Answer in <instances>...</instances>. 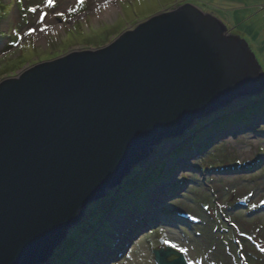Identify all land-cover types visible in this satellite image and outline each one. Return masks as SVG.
Here are the masks:
<instances>
[{
  "label": "water",
  "instance_id": "water-1",
  "mask_svg": "<svg viewBox=\"0 0 264 264\" xmlns=\"http://www.w3.org/2000/svg\"><path fill=\"white\" fill-rule=\"evenodd\" d=\"M263 90L246 41L193 5L2 81L0 264H51L88 207L155 148ZM154 256L188 264L172 250Z\"/></svg>",
  "mask_w": 264,
  "mask_h": 264
},
{
  "label": "rangeland",
  "instance_id": "rangeland-1",
  "mask_svg": "<svg viewBox=\"0 0 264 264\" xmlns=\"http://www.w3.org/2000/svg\"><path fill=\"white\" fill-rule=\"evenodd\" d=\"M108 2L84 0L77 7L78 0H55L48 8L45 0H0V83L40 63L105 48L152 17L185 5L217 18L231 36L246 41L264 72V0H118L116 11L105 15ZM37 5L35 14L27 11ZM41 11L47 13L42 23ZM13 23L22 35L36 31L17 42ZM262 200L264 90L197 123L183 139L155 148L122 188L88 207L51 264H156L161 238L186 248L195 264H264V251L254 247L257 242L264 249ZM175 214L195 221L174 219Z\"/></svg>",
  "mask_w": 264,
  "mask_h": 264
},
{
  "label": "snow or ice",
  "instance_id": "snow-or-ice-1",
  "mask_svg": "<svg viewBox=\"0 0 264 264\" xmlns=\"http://www.w3.org/2000/svg\"><path fill=\"white\" fill-rule=\"evenodd\" d=\"M83 2H84V0H78L77 7H79V5H81V4H83ZM54 6H55V0H45L44 7L52 8ZM39 7H40L39 5L33 6V7H29L27 9V11L35 13L37 11V8H39ZM74 11H76V8H69L68 9L69 13H72ZM46 15H47L46 12L41 11L39 22L42 23L43 20H44V17ZM55 15L66 18L64 12H57V13H55ZM46 27L47 26H45L44 28H41L40 31H44ZM35 31H36V29H34V28L28 29L26 32H24L23 35H25V36L32 35ZM17 36L19 37L20 34L17 33ZM20 38H22V37H20ZM260 203L264 204V200H262ZM256 206L257 205H255V204L252 205L253 208H255ZM165 243L168 244L169 242L165 241ZM170 246L173 247V248H177L178 247L176 244H171ZM261 250L264 251V249H261ZM179 251H181V252L186 254L188 250L186 248H179ZM188 264H195V262L193 260H189Z\"/></svg>",
  "mask_w": 264,
  "mask_h": 264
},
{
  "label": "bare ground",
  "instance_id": "bare-ground-1",
  "mask_svg": "<svg viewBox=\"0 0 264 264\" xmlns=\"http://www.w3.org/2000/svg\"><path fill=\"white\" fill-rule=\"evenodd\" d=\"M71 1H73V0H71ZM118 0H109V2H108V6H106L105 8H106V12H104V14L105 15H110V13H113V12H115L116 11V9L118 8ZM221 4L224 6V5H226V6H231V3H229V2H221V1H216L215 3H214V5H220L221 6ZM222 6V7H223ZM54 24H57L58 23V21H56V20H54V22H53ZM61 29L63 28V26L62 27H60ZM21 36V35H20ZM38 36L39 37H43L44 35H41L40 33L38 34ZM22 37V36H21ZM22 39H23V37H22ZM21 39V40H22ZM169 261H170V259H169Z\"/></svg>",
  "mask_w": 264,
  "mask_h": 264
},
{
  "label": "clouds",
  "instance_id": "clouds-1",
  "mask_svg": "<svg viewBox=\"0 0 264 264\" xmlns=\"http://www.w3.org/2000/svg\"><path fill=\"white\" fill-rule=\"evenodd\" d=\"M201 167V170H202V165L200 166ZM172 218H174V219H176L175 217H172ZM223 220H224V222L225 223H227V224H229L230 225V221L231 220H228V218L227 217H223ZM185 222V221H184ZM230 226H232L233 228H234V230L237 232L238 230H239V227L237 226V225H230ZM95 227V226H94ZM239 237V236H238ZM238 237H236V235H235V241L238 243V244H240V240H239V238ZM172 243V242H171ZM172 244H174V243H172ZM255 247V246H254ZM256 249V248H255ZM163 250H171V249H168V248H163ZM173 251V250H172ZM173 252H175V251H173ZM242 256H244L243 255V253L241 254ZM155 257V256H154ZM176 259L178 258V257H176V256H174ZM186 259H187V255H186ZM187 261H188V259H187ZM156 262V261H155Z\"/></svg>",
  "mask_w": 264,
  "mask_h": 264
}]
</instances>
